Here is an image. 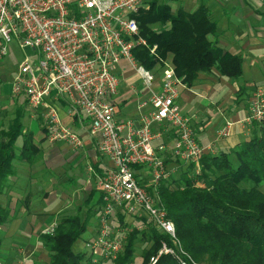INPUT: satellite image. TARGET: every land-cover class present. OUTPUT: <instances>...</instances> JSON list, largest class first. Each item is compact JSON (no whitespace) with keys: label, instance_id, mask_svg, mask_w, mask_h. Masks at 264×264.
<instances>
[{"label":"built area","instance_id":"1","mask_svg":"<svg viewBox=\"0 0 264 264\" xmlns=\"http://www.w3.org/2000/svg\"><path fill=\"white\" fill-rule=\"evenodd\" d=\"M151 1L0 0V61L8 55L12 40L21 51H38L37 63L24 54L12 83L13 94L25 97L30 112H41L48 142L78 150L83 147L81 136L62 123L55 105L64 100L68 115L96 141L97 152L111 164L100 174L90 169L102 205L96 232L85 244L89 256L114 262L135 223H140L136 227L140 230L144 220L172 242L170 246L162 241L147 264H156L163 255L176 258L180 264H195L181 248L175 226L158 197L160 184L169 179L171 169L161 153L168 149L173 160L192 168L190 176L196 177L201 174L200 158L213 152L210 146L198 143L191 118L175 103L179 88L187 87L184 77L176 75L169 59L160 60L156 66L161 71L160 89L139 104V109L149 105L150 110L140 115L138 123L119 119L114 101L119 87L115 67L120 63L128 64L147 88L155 80L153 70L146 69L133 54L136 48L156 53L157 46H150L141 36L133 18ZM160 1L171 4L177 0ZM234 124L225 123L218 137L229 136ZM238 124H264L262 89L254 90L248 114ZM167 130L174 132L170 147H155L154 142ZM195 185L203 187L204 183L197 181ZM119 212L133 220L130 227L113 226ZM54 227L46 228L43 234L52 233Z\"/></svg>","mask_w":264,"mask_h":264},{"label":"trees","instance_id":"2","mask_svg":"<svg viewBox=\"0 0 264 264\" xmlns=\"http://www.w3.org/2000/svg\"><path fill=\"white\" fill-rule=\"evenodd\" d=\"M133 18L139 24L141 36L150 46H157L155 55L145 48L133 51L135 59L146 69L152 70L160 60L170 58L176 75L184 77L187 87L194 84L198 74L212 69L230 79L241 76V58L209 39V35L216 34L217 25L206 6L201 4L193 11L180 6L173 11L170 4L153 0ZM21 119L17 113L7 131L0 133V195L7 178L14 173L15 142L23 130ZM254 127L251 137L235 148L203 155L200 176L191 177L184 171L179 178L171 176L160 184L159 201L175 226L181 248L196 263L264 264V124ZM23 149H33L29 139ZM197 181L204 186H196ZM116 219L114 227L127 228L133 221L130 218L128 222L129 217L121 212ZM8 220V210L0 205V227ZM145 225L128 233L122 252L112 264H133L137 243L145 244L140 264H147L158 253L162 241L172 246L168 236L150 224ZM86 227V220L79 215L65 216L55 224L52 233L43 234L40 241L50 254L49 264H90V256L72 250ZM182 259L188 260L185 256ZM156 264L180 262L163 255Z\"/></svg>","mask_w":264,"mask_h":264},{"label":"crops","instance_id":"3","mask_svg":"<svg viewBox=\"0 0 264 264\" xmlns=\"http://www.w3.org/2000/svg\"><path fill=\"white\" fill-rule=\"evenodd\" d=\"M231 1L243 5L245 2L248 9L237 4L228 11L226 21L215 20L216 34L209 35V39L241 58V76L230 79L216 69L200 73L191 87L179 88L175 100L181 113L191 118L198 143L212 148L211 155L233 149L251 137L256 130L254 125L243 126L238 122L246 118L254 90L259 88L264 93V5L256 0H226ZM152 70L155 80L147 88L125 62L115 67L119 87L114 101L119 119L138 123L140 115L150 110L149 105L142 109L138 106L148 101L152 91L160 89L161 71L157 67ZM55 105L62 123L81 136L82 148L76 150L65 143L48 142L41 112H30L22 94L11 91L7 95L0 84V133L7 131L17 113L22 116L23 127L22 135L15 142L14 173L7 178L0 195V205L9 212V220L0 227L1 245H8L6 250H0V264H35L44 259L47 252L39 243L40 237L62 217L82 215L87 224L93 218L97 220L101 194L94 173L100 174L111 164L97 152L96 141L68 115L66 102L59 99ZM227 122L236 124L229 136L218 137V131ZM173 138L174 132L167 130L154 146L170 147ZM26 139L33 149L24 151ZM161 155L173 167L168 149Z\"/></svg>","mask_w":264,"mask_h":264},{"label":"rangeland","instance_id":"4","mask_svg":"<svg viewBox=\"0 0 264 264\" xmlns=\"http://www.w3.org/2000/svg\"><path fill=\"white\" fill-rule=\"evenodd\" d=\"M259 2L260 5H264V0H256ZM247 2H250L248 0ZM204 5L209 10L211 18L215 21H221L228 19V11H230L232 8H234L235 5L241 4L243 9H248V5L244 2V5L241 2L237 1H231L226 2V0H177L170 4L172 7V10L175 11L178 7L182 6L185 10L191 11L198 7L199 5ZM156 29L159 27L156 26ZM24 54L26 57H29L32 63H37L40 53L38 51H32L29 49H25L24 51H21L16 46V43L14 40H12L9 44L8 49V55L3 59V61L0 62V84L3 87V90L7 95H9L12 91V83L15 79V77L18 75L20 64L24 60ZM141 81L139 80L138 85H141ZM11 104V103H10ZM60 114V113H59ZM173 163V167L170 166V168L174 170H170V177L172 176L174 179H177L180 177V175L186 171L188 172V175L190 176L189 167L181 164L178 161H170ZM169 177V178H170ZM53 216V214H52ZM80 218H82V215H79ZM54 217V216H53ZM118 223L117 219L114 220ZM128 222H130V218L127 219ZM143 225L148 224L146 221L142 222ZM140 223H135V227H138ZM146 226V225H145ZM152 226V225H151ZM134 227V226H133ZM97 229V220L93 218L89 223L87 224L86 231L80 236V238L74 243L72 246V250L75 253H86L87 256L89 254L87 253L85 244L88 240L92 239L94 236V232H96ZM143 229V228H142ZM14 244L16 242L12 241ZM41 244V241L39 242ZM6 245L3 244L0 247V250H6ZM8 246V245H7ZM145 247L144 243H137L136 244V250L134 253V262L133 264H140L141 262V252L143 248ZM47 252V251H46ZM49 252H47L46 257L44 259H39L40 261L35 264H49ZM1 261V259H0ZM5 262V261H2ZM195 264H206V263H196ZM27 264V263H26ZM82 264H87L86 262H83ZM90 264H112L110 261L102 260L98 256L91 257Z\"/></svg>","mask_w":264,"mask_h":264}]
</instances>
